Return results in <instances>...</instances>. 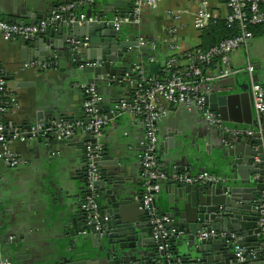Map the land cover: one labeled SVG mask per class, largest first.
<instances>
[{"label":"crops","instance_id":"1","mask_svg":"<svg viewBox=\"0 0 264 264\" xmlns=\"http://www.w3.org/2000/svg\"><path fill=\"white\" fill-rule=\"evenodd\" d=\"M38 1L41 2L40 6L33 8L31 0H0V18L4 19L8 15L15 18L21 10L45 14L47 5L55 2ZM105 5H108L106 8L110 12L120 13L117 17L122 18L131 12L132 0H77L74 3L80 12L92 14V17ZM196 5L186 0H176L165 1L155 10L147 9L142 14L140 25L127 27L126 29H131L128 33H125L124 28L125 36L122 35L118 41L123 43L126 36H142L158 44L159 50L153 63L144 61L145 52L140 54L133 51L128 54L132 55L135 62H143L148 75L151 65L159 66L162 72L165 58L170 53L168 47H163L161 43L167 40V30L173 25L167 17V11L186 8L191 14L195 12ZM214 12L223 19L227 14L223 4ZM113 18L114 16L109 14L103 17ZM190 22L191 15H184L178 29L180 52L177 54L196 49L201 44V32L194 31ZM256 34L246 49L227 58L229 69L237 73L224 79L219 93L231 96L225 108L228 120L225 125L228 128H233L234 125L243 128L238 122L248 117L252 110V82L244 71L248 63L255 69L252 80L264 88V26L259 28ZM22 41L19 38L0 40V63L6 78L11 79L7 80V93L18 107L14 113L3 115L8 127L19 131V125L32 123L38 114L43 115L45 123H50V115L54 111L73 119L72 124L85 121L82 109L84 92L79 86H97L104 99L102 105L109 106L111 113L116 114L115 119L110 120L104 127L101 138L103 147L113 162H116L102 169L108 177L107 180H112L117 186L114 192L126 189L129 190L128 193H138L141 190V184L138 183L142 174L139 155L143 149V125L129 111L116 109L119 102L125 99L122 97L125 91L119 90L120 83H124L128 90L131 89L130 83L123 81V77L117 82L115 77L108 80L101 77L95 79L89 71H76L68 48L53 51L52 56H46L43 63L39 62L42 60L25 61L22 57ZM164 44L167 45L166 42ZM177 62L181 68H187L191 59L182 55ZM27 63H46L48 68H24ZM117 67L125 69L126 66L122 62ZM221 70V65L215 62L214 69L206 73L214 76ZM231 78L234 83H231ZM20 83H25V86L19 87ZM105 115L107 117V114ZM62 123L69 124L67 121ZM212 134V129L194 109L188 110L184 106L169 107L167 117L157 124V154L160 157V167L165 155L164 145L172 138V147L167 153H185L190 163L189 170L181 174L196 175L204 170L218 174L217 164L219 165L221 157L214 150ZM206 138L211 141L208 142ZM86 139V134L82 129H78L63 145H54L48 139L41 142L28 139L26 142L11 143V149L18 155L21 163L16 168H8L0 162V234L2 255L13 264H67L78 260L90 262V247L83 242V235L78 233V226H75L80 213L77 206L82 203L78 197L79 188L82 186L80 175L83 173L82 165L85 160L81 143ZM204 140L207 143H204ZM206 145L210 146L209 151L206 150ZM196 157L204 159V163H197ZM163 186L165 189L169 185L164 183ZM158 197L160 207L166 206L165 191H161Z\"/></svg>","mask_w":264,"mask_h":264},{"label":"water","instance_id":"2","mask_svg":"<svg viewBox=\"0 0 264 264\" xmlns=\"http://www.w3.org/2000/svg\"><path fill=\"white\" fill-rule=\"evenodd\" d=\"M31 1L33 8L40 6L38 0ZM76 1L55 0L50 6L47 5L45 14L21 10L15 18L8 15L3 20L19 26L40 27L42 22L46 23L43 30L21 42L25 61L42 60L39 62L43 63L46 56H52L53 51L68 48L76 71H89L95 79L101 77L108 80L115 77L118 82L126 74V69H120L117 65L130 55L129 45L120 43L118 40L123 32H116L107 23L119 18L117 15L120 13L110 12L106 8L108 5H105L92 17V14L80 12L74 6ZM61 6L74 7L63 13L55 24H48L47 21ZM107 14L114 18L103 19ZM85 63L99 65L80 69L79 66ZM150 69L151 79H155L161 72L157 65H151ZM231 79V83H234ZM223 81L220 85H223ZM23 86L25 83H20L19 87ZM230 98L218 93L205 98V105L220 116L225 127L218 130L208 126L212 129L211 136H214V150L221 157L217 164L218 174L212 173L217 178L216 182L184 185L173 180L163 181L161 191L166 193V206L161 208L159 205L160 193L151 202L150 209L155 215L169 219L165 229L169 232L174 230L173 235L169 233L167 238V248L159 250V246L164 243H155L153 240L152 216L142 208V190L138 193H128L126 189L114 192L117 186L112 180H107L102 168L114 165L116 161L113 162L105 148L102 158L96 162L101 175L100 180L94 183L98 209L91 212L82 209V204L89 196L86 189L87 163L83 161V173L80 175L82 186L78 192L82 203L77 206L80 213L75 226H78V233H82L83 242L90 247V262L78 260L67 264H264V225L259 224L260 219H264V215H261L264 210V111L257 112L252 107L248 117L238 122L243 128L237 125L228 128L225 125L228 121L225 108ZM101 109L109 120L115 119L116 114L111 113L109 106L102 105ZM43 120V115L38 114L32 123L19 125V132L26 139L38 142L48 139L54 145L66 144L71 139L59 140L43 130L58 126L63 121L72 124L73 119L54 111L49 119L54 125ZM41 124H45L43 130L39 128ZM85 124H89V121L86 120ZM85 134L87 136V132ZM87 140L88 136L81 143L84 152ZM207 140L211 141L209 138ZM172 142L173 139L169 138L164 145V167L161 166L169 178L188 171L190 167L185 153H167ZM91 143L96 144V140ZM204 143L207 141L204 140ZM205 148L208 151L211 149L207 145ZM81 156L84 157V154ZM196 159L197 163H204V159ZM157 160H160L158 155ZM211 162L216 164L214 160ZM164 183L169 185L165 189ZM96 227H99L97 231ZM201 233L213 235L200 240ZM236 250L241 251L240 257L236 256Z\"/></svg>","mask_w":264,"mask_h":264},{"label":"built area","instance_id":"3","mask_svg":"<svg viewBox=\"0 0 264 264\" xmlns=\"http://www.w3.org/2000/svg\"><path fill=\"white\" fill-rule=\"evenodd\" d=\"M165 1L176 0H132L131 12L122 17L115 18L108 22L116 32H123L124 28L129 26L140 25L142 14L145 10H155ZM188 3H196V10L189 13L186 8H178L167 11V17L173 25L167 30L168 50L171 54L180 52L178 29L182 23L184 15H191V27L194 31L201 32L208 28L211 21L218 18L215 9L221 5L220 0H186ZM91 2V1H90ZM227 10L224 17L228 28L237 27L239 35L220 42L208 51H196L191 56V64L187 68H181L175 58H168L163 63V72L167 76L161 81L149 78L142 61L133 63L131 73L134 75L131 79L126 73L123 81L130 83L132 94L129 100H122L116 106V109L129 111L133 116L138 118L143 125L144 141L143 149L139 155L141 166V190H142V208L147 210L152 216V237L155 243H164L159 246V250L167 248V238L169 233L173 235L174 230L170 232L165 229V225L170 221L165 216H157L150 209L151 202L161 191V183L167 180H173L178 184H209L216 182L217 178L209 171H201L196 175L179 174L171 178L161 170L157 160L158 135L157 124L165 119L168 115L169 107L184 106L188 110L194 109L207 123L209 127L221 130L225 129L223 122L218 114L211 112L205 105V98L212 93H220L222 86L220 82L232 75L237 74L229 69L227 58L249 46L253 39V34L249 27H257L264 25V0H226L223 5ZM74 6H61L47 22L55 24L62 18L63 13ZM46 26L45 22L38 26H19L7 23L0 18V40L9 41L13 38L26 40L36 34L39 30H43ZM124 43L129 45L128 52L136 51L142 53V49H147L146 54H152L147 58L148 63L155 61L153 55L157 50L155 43H151L142 36L124 37ZM139 54V56H141ZM187 57H190L189 55ZM140 58V57H139ZM219 63L222 70L214 76L204 75L203 69L211 63ZM98 63H85L79 66L80 69L97 67ZM24 68H40L46 69L48 65L27 63ZM254 66L248 63L244 71L251 79V103L257 112L264 111V88L258 82L252 80L254 74ZM5 71L0 63V162L8 168H16L21 161L12 149L11 143L14 141L26 142L28 139L23 137L19 131L10 132L2 123L1 118L8 113H14L18 109L17 103L8 96L7 81L5 80ZM84 92V101L82 109L85 115V121L75 124L62 123L55 127L45 128V124H41L39 128L45 132L51 133L59 140H67L72 138L78 129H82L83 133L87 132L88 140L85 144V161L87 163L86 171V189L89 196L82 204V209L86 212L96 211L98 209V196L94 188V183L100 180L98 166L96 162L102 158L103 144L101 143L102 131L110 122L106 115L102 112L103 96L95 85H80ZM54 125V123H49ZM96 140V144L91 141ZM264 215V210L261 212ZM1 219V211H0ZM259 224L264 225V219H260ZM96 231L99 227L95 228ZM1 232V224H0ZM213 233H201L200 240L210 238ZM2 243L0 234V264H13L10 259L2 255ZM236 256L240 257L241 251L236 250Z\"/></svg>","mask_w":264,"mask_h":264},{"label":"trees","instance_id":"4","mask_svg":"<svg viewBox=\"0 0 264 264\" xmlns=\"http://www.w3.org/2000/svg\"><path fill=\"white\" fill-rule=\"evenodd\" d=\"M225 2H226V0H220L219 3L224 5ZM263 8H264V6H263ZM263 26L264 25L257 26V27H249V30L252 32V34L254 36V35H257L256 34L257 30L259 28L263 27ZM130 30H131L130 28H128V29L125 28L124 31H125V33H128ZM123 35L125 36L124 33H123ZM238 35H239V30L237 29V27L234 26V27L228 28L227 25H226V21L223 18H221L220 16H218V18H216L215 20L210 22V24H209L207 29L201 31V34H200L201 44L196 49H193V50L191 49L189 51L183 52L182 54H171L169 52L170 54H169L168 57L165 58V61L168 58H170V57L175 58L176 60H178L180 58V56H182V55L185 56V57H187L189 55L190 57H188V58L191 59V56H193L196 51H201V52L208 51L209 49H211V48L215 47L216 45H218L220 42L228 40V39H232V38H234V37H236ZM151 43H153V42H151ZM164 43H161L162 46L167 48V45H165ZM155 45L157 46V50H156V52L153 55L154 59H156L157 52L159 50V45L156 44V43H155ZM151 55L152 54H150V53L145 54L144 55V61L148 63L147 58L149 56H151ZM133 63H135V59L132 57L131 54L127 55L125 57V59H124V65L126 66L125 67L126 73H128L130 75L131 79L134 78L133 77L134 75L131 73V69H132V64ZM214 66H215V62L211 63L208 66H205L204 69H203V74L204 75H208L206 72H208V70H213ZM166 76H167L166 72H163V70H162V72L158 76H156V81H161V80L165 79ZM119 86H120L119 90H121V92L125 91L124 94L121 93L122 97L125 98L123 100H129V98L131 97L132 91H133L132 88L130 90H128V88L125 86L124 83H120ZM1 121L6 126V128L8 130H10V128L8 127V125L5 122L3 117L1 118Z\"/></svg>","mask_w":264,"mask_h":264}]
</instances>
